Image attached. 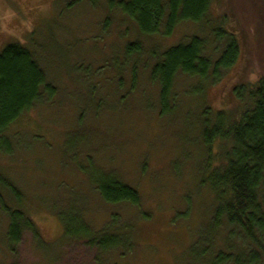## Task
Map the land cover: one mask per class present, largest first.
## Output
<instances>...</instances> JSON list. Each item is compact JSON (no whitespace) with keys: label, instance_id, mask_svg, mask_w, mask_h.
<instances>
[{"label":"rangeland","instance_id":"obj_1","mask_svg":"<svg viewBox=\"0 0 264 264\" xmlns=\"http://www.w3.org/2000/svg\"><path fill=\"white\" fill-rule=\"evenodd\" d=\"M76 1L0 0V52L13 43L27 47L54 88L12 125L13 153L0 154V175L21 194L0 186V264H212L220 253L249 257L256 248L241 231L226 219L215 223L208 178L222 151L219 143L212 152L205 146L203 130L218 112L245 111L249 105L235 89L264 75L261 0H214L203 22L181 23L171 36L164 26L141 34L133 20L108 11V0L98 7ZM221 31L237 38V63L217 82L179 74L162 116L155 66L193 37L203 38L217 59L227 42L218 39ZM105 175L136 190L140 205L107 204L95 184ZM6 209L24 212L34 225L16 244ZM76 222L71 229L82 224L94 232L115 223L127 244L102 251L65 236V224Z\"/></svg>","mask_w":264,"mask_h":264},{"label":"trees","instance_id":"obj_2","mask_svg":"<svg viewBox=\"0 0 264 264\" xmlns=\"http://www.w3.org/2000/svg\"><path fill=\"white\" fill-rule=\"evenodd\" d=\"M77 0L76 2H81ZM100 0H90L98 7ZM214 0H108L109 12L118 10L139 28L141 34H158L164 26L165 35L171 36L181 23L198 24L204 21ZM264 7V0H261ZM227 42L217 59L207 54V43L203 38L193 37L187 44L171 48L155 66L152 80L160 85L161 115L169 112L171 93L176 77H190L217 82L223 71L237 63L241 48L234 34H218V39ZM128 54L134 53L132 47ZM54 90L32 52L20 43L6 46L0 52V154L11 155L13 145L9 138L12 125L42 101L47 92ZM242 93V94H241ZM234 95L249 107L245 111H221L215 123L208 122L203 130V141L210 150L215 143L222 151V160L208 178L217 206L215 223L227 220L229 226L237 228L256 249L249 257L232 258L220 253L212 264H259L264 257V75L235 89ZM212 152V150H211ZM101 198L111 205L130 204L139 206L141 197L132 187L121 183L111 175L96 180ZM0 186L18 194L10 183L0 175ZM2 197L0 195V202ZM3 203V202H2ZM10 217L9 240L16 244L22 232L34 230L32 220L17 209H6ZM78 222L65 224V236L83 238L88 244L102 251L126 246L121 229L110 224L94 232L81 224L80 229H71ZM206 250L203 251V253ZM207 254V252L205 253ZM208 256V255H206ZM205 256V257H206ZM202 258V257H201Z\"/></svg>","mask_w":264,"mask_h":264}]
</instances>
